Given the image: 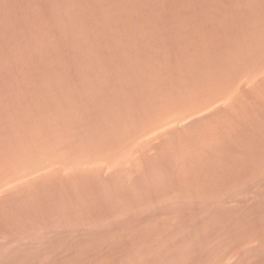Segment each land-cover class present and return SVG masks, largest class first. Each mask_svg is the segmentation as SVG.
Instances as JSON below:
<instances>
[{"label": "rangeland", "instance_id": "374dc122", "mask_svg": "<svg viewBox=\"0 0 264 264\" xmlns=\"http://www.w3.org/2000/svg\"><path fill=\"white\" fill-rule=\"evenodd\" d=\"M0 264H264V0H0Z\"/></svg>", "mask_w": 264, "mask_h": 264}, {"label": "bare ground", "instance_id": "6f19581e", "mask_svg": "<svg viewBox=\"0 0 264 264\" xmlns=\"http://www.w3.org/2000/svg\"><path fill=\"white\" fill-rule=\"evenodd\" d=\"M216 99H217V98H216ZM216 99H215V101H216ZM215 103H216V102H215ZM215 103H214V104H215ZM214 104H213V105H214ZM206 106H207V105H206ZM208 106H209V105H208ZM210 106H211V105H210ZM210 106H209V107H210ZM214 106H215V105H214ZM209 107H208V108H209ZM202 108H203V107H202ZM204 109H205V108H204ZM204 109H202V110H204ZM211 109H212V108H211ZM217 109H218V108H217ZM195 110H196V109H195ZM202 110H200V112H199L198 114H200V113L202 112V113L205 114L206 116H209L210 112L208 113V109H207V113H206L205 111L203 112ZM213 110H216V108L213 109ZM213 110H209V111H213ZM217 111H219V110H217ZM198 114H196L195 116H197ZM207 114H208V115H207ZM201 115H202V114H201ZM205 115H204V116H205ZM204 116H202V118H203ZM206 116H205V117H206ZM215 116H216V115H215ZM219 116H220V115H219ZM222 116H224V115H222ZM191 117H193V115H192ZM191 117H189V118H191ZM207 118H208V117H207ZM218 118H219V117H218ZM218 118H217V119H218ZM193 119H195V118H193ZM196 119H197V117H196ZM196 119H195V120H196ZM212 119H213V118H212ZM215 119H216V118H215ZM217 119H216V120H217ZM179 120H180V119H179ZM187 120H188V119H187ZM198 120H199V118H198ZM198 120H197V122H198ZM221 120H222V118H221ZM183 121H184V120H183ZM185 121H186V120H185ZM203 121H204V124H205V120H203ZM222 121H223V120H222ZM181 122H182V121H181ZM209 122H210V121H209ZM214 122H215V121H214ZM217 122H218V121H216V123H217ZM219 122H220V120H219ZM226 122H227V121H226ZM179 123H180V122H179ZM193 123H194V122H193ZM207 123H208V122H207ZM207 123H206V124H207ZM210 123H211V122H210ZM216 123H215V124H216ZM196 124H197V123H196ZM199 124H200V123H199ZM201 124H203V123H201ZM201 124H200V125H201ZM220 124H222V123H220ZM175 125H176V122H175ZM180 125H181V124H180ZM217 125H218V124H217ZM159 126H160V125H159ZM163 126H164V124H163ZM163 126H162V127H163ZM187 126H188V125H187ZM190 126H191V125H190ZM196 126H197V125H196ZM160 127H161V126H160ZM162 127H161V130H162ZM165 127H166V125H165ZM171 127H172V126H171ZM184 127H185V126H184ZM192 127H193V126H192ZM194 127H195V126H194ZM205 127H206V125H205ZM209 127H210V126H209ZM214 127H216V126H213V128H214ZM163 128H164V127H163ZM185 128H186V127H185ZM190 128H191V127H190ZM190 128H189V129H190ZM200 128H201V127H200ZM202 128H203V127H202ZM210 128H211V127H210ZM153 129H155V128H153ZM159 129H160V128H159ZM159 129H158V130H159ZM171 129H172V128H171ZM179 129H180V128H179ZM196 129H197V128H196ZM158 130H157V128H156V130H155L156 133L158 132ZM163 130H166V129H163ZM176 130H177V129H176ZM208 130H209V129H208ZM210 130H211V129H210ZM190 131H191V130H190ZM190 131H189V132H190ZM200 131H201V130H200ZM206 131H207V129H206ZM161 132H162V131H161ZM192 132H193V130H192ZM171 134H172V133H171ZM191 134H192V133H191ZM191 134H189V135H191ZM157 135H160V134H157ZM181 135H182V134H181ZM195 135H197V133H195ZM163 136H166V135L163 134ZM169 136H170V135H169ZM183 136H184V135H183ZM186 136H187V135H186ZM197 136H198V135H197ZM170 137H171V136H170ZM170 137H169V139H170ZM156 138H157V137H156ZM165 138H166V137H165ZM174 138H175V137H174ZM180 138H181V137H180ZM185 138H186V137H184V139H185ZM187 138H188V137H187ZM193 138H194V137H193ZM176 139H178V138H176ZM157 140H158V139H157ZM166 140H167V139H166ZM174 140H175V139H174ZM159 141H160V140H159ZM191 141H194V140H191ZM195 141H196V140H195ZM155 142H156V141H155ZM161 142H162V141H161ZM163 142H164V141H163ZM169 142H170V141H169ZM178 142H179V141H178ZM180 142H181V141H180ZM183 142H185V141H183ZM174 143H175V142H174ZM157 144H158V143H157ZM179 145H180V143H179ZM163 146H164V145H163ZM177 146H178V145H177ZM214 152H215V151H214ZM206 154H207V153H206ZM213 155H214V154H213ZM215 155H216V154H215ZM218 155H219V154H218ZM201 156H202V155H201ZM204 156L206 157V155H204ZM204 156H202V157H204ZM209 156H210V154H209ZM223 156H224V155H223ZM215 157H216V156H214L213 159H214ZM196 158H197V157H196ZM200 158H201V157H200ZM219 158H220V157H219ZM222 159H223V158H222ZM192 160H195V159H192ZM215 160H217V159H215ZM197 161H198V160H197ZM225 167H226V166H225ZM167 169H168V168H167ZM212 169H213V168H212ZM230 169H231V168H230ZM214 171H215V170H214ZM204 172H205V171H204Z\"/></svg>", "mask_w": 264, "mask_h": 264}]
</instances>
